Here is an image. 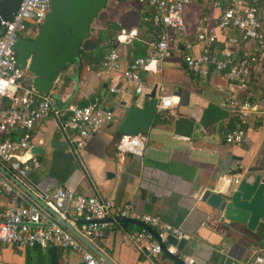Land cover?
I'll return each instance as SVG.
<instances>
[{"label": "crops", "instance_id": "0c3cea01", "mask_svg": "<svg viewBox=\"0 0 264 264\" xmlns=\"http://www.w3.org/2000/svg\"><path fill=\"white\" fill-rule=\"evenodd\" d=\"M253 4L264 23V0H254ZM144 10L143 6L130 0H107L105 8L91 23L89 37L81 48L90 61L81 74L78 66L71 68V76H67L68 87L59 97L65 102L72 100L69 105H77L83 101L87 104L98 96L104 100L105 108L114 114L113 122L102 127L83 148L76 150L74 135L62 129L61 120L49 116L37 122L31 133V147L41 148V154L35 156L41 168L29 172L26 178H18L1 161L0 166L37 198L42 193L51 194L63 187L96 194L120 206L130 205L139 214L159 215L165 223L181 227L193 236V240L178 243L177 247L179 256H191L196 264H233L249 258L253 252L264 257V222L253 233L245 227L213 218L209 214L211 210L200 202L204 191H219L224 187L231 170L252 167L264 172V119L260 113L248 115L246 136L241 144L224 143V135L234 123L227 98L237 90L227 74L214 73L204 78L193 75L183 64V52L173 51L159 67L151 68L143 75L147 87H156L159 95L175 98L173 108L164 114L157 113L165 116L167 124L151 125L145 134L147 142L142 157L122 154L115 148L116 132L128 108L134 104L147 105L149 99L136 98L131 85H120L118 93L110 94L108 88L114 74L100 72L99 67L111 48L119 52L123 67L146 54L149 42L157 39L162 29H153L142 22ZM219 13L220 10L212 8L206 0H193L186 8L184 41L192 45L191 52L195 55L201 49L196 40V24L204 20L208 29H214ZM215 33L214 50L227 46L241 53L255 52L254 43L241 42L237 31L221 34L215 30ZM117 40L121 42L114 47ZM97 48L104 50L99 54L95 52ZM257 56L249 86L255 100L264 95V51L258 52ZM236 93L241 97V91ZM116 104L120 107L117 111L114 109ZM177 116L201 123L205 136L193 141L174 135L173 120ZM220 122V133L211 135L212 126ZM107 174H113V177ZM236 178L239 181L241 176ZM9 198L0 195V221ZM17 202L22 206L35 203L22 191ZM68 215L71 220L67 222L79 233V225L72 223L75 219L71 210ZM137 229L122 223L113 225L101 241H90L79 234L113 264H176L166 255L157 257L152 263L138 253L127 238L128 231ZM0 264L82 262L79 253L73 250L17 248L0 243Z\"/></svg>", "mask_w": 264, "mask_h": 264}, {"label": "built area", "instance_id": "2783aa9c", "mask_svg": "<svg viewBox=\"0 0 264 264\" xmlns=\"http://www.w3.org/2000/svg\"><path fill=\"white\" fill-rule=\"evenodd\" d=\"M144 7L142 22L153 29H162L157 39L149 42L146 54L134 58L123 67L117 49L111 48L103 57L99 70L114 74L110 94L119 92L120 85H131L136 98L147 97L143 75L157 68L173 51L183 52L182 61L193 75L207 77L214 73H225L232 79L237 90L227 98V105L234 117L233 128L224 135V143L241 144L246 136L248 115L260 113L264 119V95L255 100L250 91L252 71L258 62V52L264 51V23L259 19L254 0H206L212 8L219 9L215 28L208 29L204 20L195 26L200 52L195 55L192 45L184 41L187 33L184 13L193 0H130ZM50 12V0H21L10 21L2 22L0 35V161L18 178L41 168L37 158L30 154L32 131L35 124L49 116L61 120L64 131L74 135L76 150L105 125L113 122L114 114L104 106V100L95 96L86 105H67L62 109L54 106L51 95L34 89L32 78L26 69L17 65L15 44L18 39H32ZM215 30L228 33L237 31L241 42H253L255 52L241 53L227 46L218 47ZM178 35V36H176ZM181 36L184 38L182 39ZM89 70V69H87ZM162 91V89H160ZM236 91H241L238 97ZM156 113H163L176 105L174 97L156 92ZM147 138L144 133L123 135L116 145L119 153L142 157ZM234 183L238 179L234 178ZM21 190L0 172V195L9 196L7 207L1 213L0 243L17 248L55 247L73 250L80 255L82 264H105L81 244L67 229L55 221L37 203L27 206L18 204ZM39 199L45 207L65 219L69 210L75 220H81L79 233L90 241H101L108 229L120 224L119 218H129L149 226L154 234L143 228L128 231L127 238L135 250L147 260L155 263L162 255L179 256L178 243H187L193 236L181 227L165 223L159 215L139 214L130 205H117L113 200L96 194H85L59 187L51 194L42 193ZM107 219V220H105ZM105 220V221H104ZM74 224V222H72ZM170 238L175 239L172 244ZM165 245V251L162 248ZM184 264H196L193 257L179 256ZM233 264H264L258 252Z\"/></svg>", "mask_w": 264, "mask_h": 264}, {"label": "water", "instance_id": "95a60500", "mask_svg": "<svg viewBox=\"0 0 264 264\" xmlns=\"http://www.w3.org/2000/svg\"><path fill=\"white\" fill-rule=\"evenodd\" d=\"M21 0H0V35L3 32L2 22L10 21L16 12ZM107 0H50V12L46 15L36 35L32 39L20 38L15 44L17 52V65L26 69L32 78V85L38 92L50 95L56 84L61 83L67 76H71V68L79 67L80 51L84 42L89 37V28L96 19L97 14L105 8ZM121 41L117 40L114 47ZM147 105H131L125 117L122 119L117 132L123 135H137L148 133L155 116L156 87H153ZM54 106L62 109L68 102L59 97H53ZM164 118V115H161ZM222 123L212 126L211 135L220 133ZM217 128V129H216ZM174 135L191 140H200L205 136V130L201 123L177 116L173 120ZM30 154H41L40 147H31ZM83 171V170H82ZM2 172L33 202L40 205L49 215L65 229L70 231L78 240L84 243L105 264H113L77 231L67 221L69 215L61 219L57 214L45 207L44 203L37 198L24 185L12 177L2 166ZM110 178L113 174H107ZM241 176L238 183L234 178ZM224 182V187L219 191L206 190L200 197L210 215L221 222H228L234 226L245 227L250 232H256L260 223L264 222V172L252 167H241L231 170ZM107 220V219H105ZM104 220V221H105ZM75 225H81V220H74ZM119 223L143 228L154 234L149 226L142 222L119 218ZM170 242L176 243L170 238ZM165 251V245L162 244ZM174 263L184 264L183 260L167 255Z\"/></svg>", "mask_w": 264, "mask_h": 264}, {"label": "trees", "instance_id": "16d2710c", "mask_svg": "<svg viewBox=\"0 0 264 264\" xmlns=\"http://www.w3.org/2000/svg\"><path fill=\"white\" fill-rule=\"evenodd\" d=\"M87 61H90V57L88 55H86L85 52L83 51H80V57H79V67H78V71L79 73L81 74L82 71L84 70V67L86 66L87 64ZM68 81L69 79L68 78H65L63 81H62V84L55 88L58 92H60L61 94H63L66 90V88L68 87ZM70 103H68L69 105ZM78 106H83V105H86V102H80L77 104ZM161 114H157L155 116V119L153 120V123L152 125H157V124H167V120H165L164 118H161L160 117ZM233 128V127H232ZM231 128V129H232ZM123 136V134L121 133H118L116 132V137H115V148H116V145L118 143V141L120 140V138ZM124 226H128L127 224H124Z\"/></svg>", "mask_w": 264, "mask_h": 264}, {"label": "rangeland", "instance_id": "374dc122", "mask_svg": "<svg viewBox=\"0 0 264 264\" xmlns=\"http://www.w3.org/2000/svg\"><path fill=\"white\" fill-rule=\"evenodd\" d=\"M40 27V26H39ZM39 27H38V29H39ZM38 31V30H37ZM103 48H97L96 50H95V52L96 53H99V54H101L102 52H103ZM29 74V73H28ZM29 76H30V74H29ZM62 84V82L61 83H59V84H57L56 85V87L55 88H57V87H59L60 85ZM60 92H58L56 89H53L52 90V93L50 94L51 95V97L53 98V97H60ZM69 103H72V100L69 102ZM119 106L116 104L115 106H114V109L117 111V110H119ZM162 114V113H161ZM164 114V113H163ZM114 120V119H113Z\"/></svg>", "mask_w": 264, "mask_h": 264}]
</instances>
